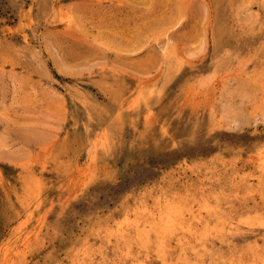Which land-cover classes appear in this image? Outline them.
Instances as JSON below:
<instances>
[{"label": "rangeland", "instance_id": "rangeland-1", "mask_svg": "<svg viewBox=\"0 0 264 264\" xmlns=\"http://www.w3.org/2000/svg\"><path fill=\"white\" fill-rule=\"evenodd\" d=\"M260 227L264 0H0V264H264Z\"/></svg>", "mask_w": 264, "mask_h": 264}, {"label": "bare ground", "instance_id": "bare-ground-1", "mask_svg": "<svg viewBox=\"0 0 264 264\" xmlns=\"http://www.w3.org/2000/svg\"><path fill=\"white\" fill-rule=\"evenodd\" d=\"M168 206V205H167ZM155 225V224H154ZM260 231H264L263 228L260 227ZM254 234V233H253ZM256 237V236H255Z\"/></svg>", "mask_w": 264, "mask_h": 264}]
</instances>
